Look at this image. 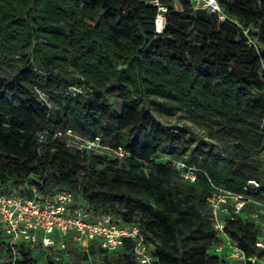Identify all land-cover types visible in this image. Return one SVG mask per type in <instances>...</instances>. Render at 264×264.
Returning <instances> with one entry per match:
<instances>
[{
	"label": "trees",
	"instance_id": "16d2710c",
	"mask_svg": "<svg viewBox=\"0 0 264 264\" xmlns=\"http://www.w3.org/2000/svg\"><path fill=\"white\" fill-rule=\"evenodd\" d=\"M217 2L223 21L162 0L156 33L146 0H0V192L68 190L89 220L138 227L151 264H242L214 253L225 237L264 258L251 206L219 233L207 204L214 187L239 193L248 181L264 197V0ZM152 109L202 125L205 141ZM96 139L124 155L82 147ZM134 244L11 249L0 232V264H139Z\"/></svg>",
	"mask_w": 264,
	"mask_h": 264
},
{
	"label": "built area",
	"instance_id": "2783aa9c",
	"mask_svg": "<svg viewBox=\"0 0 264 264\" xmlns=\"http://www.w3.org/2000/svg\"><path fill=\"white\" fill-rule=\"evenodd\" d=\"M149 5L157 9L154 20L156 33H162L165 25L164 13L167 8L162 0H146ZM193 10H207L216 14L220 21L225 15L217 0H190ZM68 135H71L68 132ZM82 147L99 154L107 152L109 156L121 158L122 149L110 150L102 147L99 139L84 141ZM172 166L183 180L190 183L196 181V169L182 161H173ZM214 187V186H213ZM259 184L248 181L242 192L236 193L220 187L207 197V204L214 220V230L223 232L227 221L236 216L244 215L247 206L252 210L248 217L258 226L260 232L255 241L258 252H264V197L257 199L251 196L257 191ZM30 196L17 193L5 194L0 192V232L4 234L11 249L19 243L34 246L41 244L43 248H52L57 253L67 250V241L71 239L77 246L87 249L91 243L108 252L119 250L127 240H134V258L139 264H151L153 256L151 248L145 242L138 227L119 226L113 222L111 216H104L96 220H89L88 212L80 202L74 203L70 191L62 189L49 195L39 193L36 187L29 188ZM264 196V195H263ZM216 255H223L224 259L238 261L242 264H264V258L258 255L247 256L240 247L230 240L223 241L213 249ZM59 257H56L58 260Z\"/></svg>",
	"mask_w": 264,
	"mask_h": 264
},
{
	"label": "rangeland",
	"instance_id": "374dc122",
	"mask_svg": "<svg viewBox=\"0 0 264 264\" xmlns=\"http://www.w3.org/2000/svg\"><path fill=\"white\" fill-rule=\"evenodd\" d=\"M175 9H179L177 6ZM112 104L116 110L119 109V102L116 100L112 101ZM152 113L154 117L157 119L159 123H161L165 127H182L188 129L194 139L197 141L204 140L205 141V128L200 124H195L189 122L181 113L176 114L173 117L164 115L163 112H160L159 110L152 109ZM71 245V244H70ZM68 245V250L72 249V246Z\"/></svg>",
	"mask_w": 264,
	"mask_h": 264
}]
</instances>
